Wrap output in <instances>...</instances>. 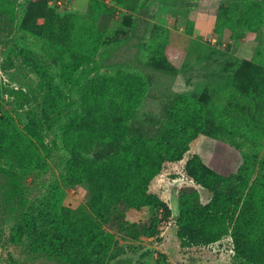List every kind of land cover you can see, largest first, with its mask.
Returning <instances> with one entry per match:
<instances>
[{"label":"rangeland","instance_id":"1","mask_svg":"<svg viewBox=\"0 0 264 264\" xmlns=\"http://www.w3.org/2000/svg\"><path fill=\"white\" fill-rule=\"evenodd\" d=\"M263 195L264 0H0V264H264Z\"/></svg>","mask_w":264,"mask_h":264},{"label":"trees","instance_id":"2","mask_svg":"<svg viewBox=\"0 0 264 264\" xmlns=\"http://www.w3.org/2000/svg\"><path fill=\"white\" fill-rule=\"evenodd\" d=\"M159 171H160L159 168H155L151 172L145 173L144 174L145 180L134 185V190L138 193L139 192L142 193V195H138L139 196V203L137 204L136 208L154 205L156 207L167 209V204L161 198L149 193L150 182L159 173ZM194 188H196V187H194ZM190 190H192L193 194L198 195L196 190L190 186L184 187L182 194H184L185 191H190ZM255 194H256V191L254 189H251L249 192H247L244 199H242L246 203V205H249V207H251V210L249 212H247V214L252 215L251 218L253 221L255 218H257L260 215V211L253 204ZM181 197H182L181 203H180L181 204V207H180L181 211H180L179 217L176 221V226L180 230V236L181 237L194 241V236H196V238L199 236L197 231H198L200 224H202V222L205 221L204 217H205L206 208H205V206H201L199 203L197 204L198 207H196V208L188 207L187 204H185L186 196L181 195ZM220 198H221V195L216 193L214 198H213L212 204L216 205L217 203H220V201H219ZM59 216L60 215L55 214V218L53 220L55 222H58ZM242 220H237V222L235 224V233H234V236L236 238V244L238 246L239 255L245 254L244 239H242L243 236H242V234H240V232L239 233L237 232L243 227L242 226V223H243ZM252 225L254 226L255 224L252 223ZM127 226L133 230H137L135 233L131 234L132 238H134V239H138L140 235L153 236L155 234V226L153 225V221H149L147 223H129L128 222ZM57 230H59L58 235H59L60 239L64 238L66 235V232H68L66 229V226L62 223H58ZM69 233L72 234L71 239H73V240H76L77 238H79L78 236L81 235L80 232H69Z\"/></svg>","mask_w":264,"mask_h":264}]
</instances>
